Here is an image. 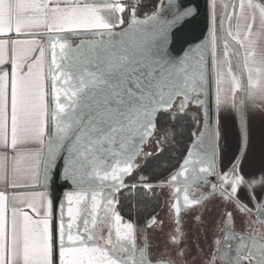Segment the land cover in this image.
<instances>
[{
    "label": "snow or ice",
    "instance_id": "6c2138e0",
    "mask_svg": "<svg viewBox=\"0 0 264 264\" xmlns=\"http://www.w3.org/2000/svg\"><path fill=\"white\" fill-rule=\"evenodd\" d=\"M26 2L33 16L22 26L23 30L0 32V56H8L0 60V175L7 182L5 188H0V264H109L108 260L97 258L95 252L87 251L93 246L92 241L81 249L86 235L96 239L87 228L93 205L99 201V215L105 204L118 203L115 196L125 188L134 192L141 186H153L140 169L153 155L160 156L165 151L171 125L178 116L188 115L189 104L201 107L203 127L198 135L193 134V143L179 170L170 175V182L175 185L184 177L187 188L189 182H208L212 176L209 148L214 143L219 151V116L213 130L205 99L206 78L198 64L200 46L189 49L182 57L169 59L170 53L161 41L141 45L126 40L136 26L155 17L139 20L134 9H119V0ZM124 11L130 14L128 25L116 32L113 29L124 24ZM190 14L191 10L184 13ZM7 37L16 39L9 41ZM75 41L79 43L74 44ZM9 45L19 48L14 61L7 53ZM234 113L238 147L229 167L220 173L221 188L225 189L223 199L234 201L237 212H250L239 195L242 188L259 219L264 220V172L247 180L242 175L250 134L242 108L234 104ZM162 116L168 120L164 126L160 125ZM193 119L199 121L200 117ZM157 131L159 137L155 136ZM153 138L158 141L159 151L145 153L142 146ZM109 156L115 162L106 165ZM141 160L143 165L137 163ZM9 167L19 177H31L32 182H8ZM57 173L77 188L98 185L101 190L82 193L85 200L91 201L87 206L79 197L57 204V197L49 193L51 220L47 222L38 218L34 203L25 200L18 207L12 199L26 188L48 189ZM106 186H111V191H104ZM175 211L178 214L179 207ZM74 212L77 218L73 224ZM112 215V223L118 218L119 225L109 233L111 260L116 264H148L142 249L137 259L134 232L131 241L124 235L132 223L123 222L115 209ZM227 215L234 220L231 212ZM133 228L132 224V231ZM46 232L50 235L46 236ZM77 236L79 240L75 239ZM240 242L243 246L244 238ZM221 246L225 248L227 264H241L243 253L233 254L229 236H225ZM117 251L122 255H114ZM205 261L215 264L211 254ZM258 264H264V248Z\"/></svg>",
    "mask_w": 264,
    "mask_h": 264
},
{
    "label": "crops",
    "instance_id": "0c3cea01",
    "mask_svg": "<svg viewBox=\"0 0 264 264\" xmlns=\"http://www.w3.org/2000/svg\"><path fill=\"white\" fill-rule=\"evenodd\" d=\"M229 1V0H228ZM134 0H119L117 7L121 10L130 8ZM212 2V0H211ZM236 2V3H235ZM234 9L230 6L220 7L218 13V29H212L213 20L211 19V35L216 42L215 50L212 53V71L214 76V109L215 123L219 116V151L216 149V169L221 173L229 167L233 156L237 152L238 134L236 131V116L234 113V104L242 108V115L246 116L250 134V143L248 154L245 156L242 165V175L249 179L253 175L258 176L264 172V3L261 0H235ZM212 7V6H211ZM114 19L113 14H109ZM121 15V14H117ZM123 20L125 25L129 17V11H124ZM33 13L26 0H0V32L23 30L32 19ZM123 25H117L120 28ZM9 41L16 37H7ZM19 48L9 45L7 53L14 61ZM8 56H0V60L7 59ZM2 79V77H0ZM31 149H26L30 151ZM8 182L16 184L31 183V177H19L9 167ZM210 185V184H209ZM221 185V182H220ZM5 182L0 175V188H5ZM207 189V186L203 187ZM230 192V188L227 189ZM164 196V216L165 211H170V198L174 192L167 188L161 190ZM205 192V191H204ZM224 188L214 192V195L208 197L200 208H194L183 214V226L190 229L191 237L187 239V251L190 255L207 254L212 249V235H216V227L225 216L218 208L223 202L229 203L223 199ZM241 199L245 201L247 207L251 209L250 213L255 214L256 208L247 200L244 190H239ZM171 196V197H170ZM175 197V196H174ZM12 199L17 201V206L22 207L21 201H27L28 204H35L37 216L39 219L51 220V200L49 192L46 189L33 190L23 189ZM169 201V202H168ZM233 203H229L227 213L233 210ZM3 206V200L0 198V208ZM30 215L35 214L24 206ZM166 212V213H167ZM232 212V213H233ZM172 212H170L171 215ZM168 215V214H167ZM239 215V214H237ZM172 223V224H171ZM166 224L162 220L163 227ZM193 225V227H192ZM232 226L241 228L240 221L237 218L232 220ZM151 228L149 229V231ZM150 238L161 241V248L164 249L162 255H171L172 242L169 236H156L151 231ZM164 233V232H163ZM50 233L46 232V236ZM202 249V251H201ZM157 255V252H153Z\"/></svg>",
    "mask_w": 264,
    "mask_h": 264
},
{
    "label": "water",
    "instance_id": "95a60500",
    "mask_svg": "<svg viewBox=\"0 0 264 264\" xmlns=\"http://www.w3.org/2000/svg\"><path fill=\"white\" fill-rule=\"evenodd\" d=\"M264 3V0H261ZM164 4L162 8L154 15V19H150L149 23L141 24L136 26L132 32L129 33L128 37L125 39L128 41H135L141 45H153L156 40L165 43V50L170 53L169 59H177L182 57L186 51L192 49L196 46H200V51L202 53V73H204V77L206 78V105L209 109L211 120H212V129H215V109H214V102H215V95H214V76L212 71V42L211 41V0H173V3H169L168 0L163 1ZM191 10L190 15H184L185 12ZM136 16V15H135ZM180 16L182 17L181 20L177 21L172 20L171 17ZM139 20H145L146 18L136 16ZM129 22V17L127 23L120 28L113 29L116 32L121 31L122 29L126 28ZM79 43V41H77ZM57 51H59L57 49ZM50 59V56H49ZM203 127V117L201 122V128ZM199 131V132H200ZM197 133V135L199 134ZM190 148V147H189ZM188 148V150H189ZM188 150L185 153L184 158L186 157ZM209 151L212 153L211 156V164H212V176L210 177L208 182H198L196 184H192L189 182V187H184V177L180 178V181H177V184H173L170 182V176L167 178L166 181H159L158 185H169L175 196H176V206L179 207V213L182 211L183 208H187L196 203L198 198L193 197L190 193L191 189L196 188L198 186L202 187L205 185H209L211 181L214 179V172L216 170V148L215 144L213 143ZM184 158L182 159L179 166L182 164ZM179 166L176 170L172 173L174 174L176 171L179 170ZM199 171V166H197V172ZM189 176H191V172H189ZM54 181V185L51 184L48 189L50 196L54 195L57 197V204H59L60 200H76L79 197L80 200L85 201V206L91 203L89 200H85V197L82 195L83 192H99L101 188L98 185L93 186L91 189L85 188H77L76 186L72 185L71 181H67L66 185H62L56 183ZM108 184V183H107ZM71 186V187H70ZM87 186V185H86ZM211 187V192L213 187ZM108 188H104V191L108 192L111 191V186H106ZM177 187H180L179 189ZM99 188V189H98ZM217 188V187H215ZM217 191H220L217 188ZM215 191V192H217ZM214 193V192H213ZM190 196H192L190 198ZM90 199V195H89ZM177 201L179 205H177ZM99 204V201L96 200L95 205L92 208V215L88 219L90 223L87 224V228H90L93 235L96 237L93 240L92 236L86 235L83 243L81 244V249H83L84 245L87 244L89 241H92L93 246L88 248L87 251L89 253L95 252L97 258H104L109 261V264H116L115 261L111 260L109 253H112V249L107 247L104 242L101 240V232L99 229L100 224V216H104V210L106 206H109L114 209L115 204L108 205L105 204L103 207L100 208L99 215L96 213V205ZM179 213L175 211L176 217L179 216ZM77 215L74 212L73 215V224ZM258 221L259 215L257 214ZM92 224H95V227H92ZM75 239L79 240L80 237L77 236ZM254 241V243H253ZM262 248H264V239H250L249 242H246L244 252L247 257H250L253 261L252 264H255L256 260L252 256L254 254L255 249L258 253H261ZM81 249H67L66 251H79ZM250 252L252 253L250 255ZM116 256H121L118 252L114 253ZM260 256V255H259Z\"/></svg>",
    "mask_w": 264,
    "mask_h": 264
},
{
    "label": "flooded vegetation",
    "instance_id": "af4514ba",
    "mask_svg": "<svg viewBox=\"0 0 264 264\" xmlns=\"http://www.w3.org/2000/svg\"><path fill=\"white\" fill-rule=\"evenodd\" d=\"M164 2L162 3V5H160V7L153 12L152 14H148L145 16H141L143 18L146 17H153L154 15H156V13L162 8ZM177 17L180 16H174L171 17L172 20H176ZM78 43L77 41L74 42ZM199 68L200 70L202 69V65H203V61H202V57L200 56L199 61ZM201 74L202 76H204V73H202L201 70ZM187 111L188 113H190V116H196V117H200V120L198 121V125L200 122V127L197 130V133L200 131L201 128V122H202V117H203V112L201 107H197L194 104H189L187 106ZM163 116L161 117L160 121L162 120ZM156 137H159V131H157L155 133ZM194 140V139H193ZM157 143L158 141L153 138L151 140H146L145 144L142 146V150L147 153H152L151 151V147L154 145L155 148L157 149ZM155 149V150H156ZM154 153V152H153ZM114 159L109 156L108 158H106V165L107 164H111L114 163ZM63 161H60V164L62 165ZM137 163L143 165V161H138ZM110 170V169H109ZM59 171V169H58ZM141 171V169H140ZM140 173H137V176ZM93 179L95 180V177H93ZM134 179V177L132 178ZM53 180H56V183L62 184V185H66L67 181H64L63 178H60L58 173L55 174L53 176V179L51 181V184H55ZM130 182V180H126V183ZM97 184H99L100 182L97 180L96 181ZM105 184L109 183V182H104ZM96 186V185H93ZM207 186V189H204L200 186L191 189V195H194L193 197L198 198V200L196 201L195 204L187 207V208H183L182 211H180L179 216L176 217L175 215V206H176V196L174 194V196H170V202L168 203L170 206V219L171 222H173V231L171 232L170 230L164 233L159 234V236H169L172 242V247H171V255H162L161 253L164 252L161 248V241H159V239L156 238V240L154 238H150V231L149 229L152 227H155L158 229H163L164 227L162 226L163 224L160 223V225L158 223L154 224L152 223L151 225H143V224H137L134 221L132 222L131 220L125 218L124 216H122L118 209H117V204L115 205L114 209L122 216L123 222L125 223H132L134 228L132 231V224H129L127 229L124 230V235L127 237V239L129 241H131L132 236H133V232L134 235L136 237V245H137V259L139 258V250H144L145 254H146V259L148 261V264H206L205 261V257H207L209 254L213 255V257L215 258V264H227V261L225 259V248L222 247L221 245L224 243V238L225 236H229V243L231 244L232 247V252L233 254L238 253V252H242L243 254L240 256V260H241V264H252L254 260H252L250 257H245L244 259L242 258L245 254L244 252V247L246 242H249L250 239L254 238V239H264V220L258 221L257 219V214L258 212L256 211L255 214L250 213V212H246L245 214H242L241 212H238L237 214H235V212L230 211L233 215L234 218H237V220L240 221V225L241 228L238 226L233 227L232 226V220L231 218H229V216L227 215V208L229 206V203H225L223 202L221 205V211L225 214V216L223 217L222 221H220L221 223L217 225L216 227V235H212L211 237V241H212V249L207 253V254H202V255H190L188 253V249H187V239L188 236L191 235V226L190 229L186 228L183 226V222H182V217L183 214H185L186 212L194 209V208H200L204 205L205 200L208 199V197L214 195L213 192H211V187L209 185H205ZM71 187V186H70ZM99 188H101V186H99ZM98 188V189H99ZM105 189L108 187H104ZM163 188H167L168 192L169 190H171V192L173 191L172 188L169 185H165L162 186ZM205 191V192H204ZM122 192V191H121ZM119 192L117 194V196H115V199H118L117 197L120 195ZM262 203H264V201H262ZM234 208V207H233ZM235 209V208H234ZM112 206H106L105 210H104V216L101 217L100 215V224H99V229L101 232V240L102 242H104V244L112 249V244L110 243V238H109V233L111 228L116 227L117 225H119V219L115 218V224L112 223L113 220V215H112ZM236 210V209H235ZM169 219V220H170ZM153 225V226H152ZM193 227V225H192ZM157 229V230H158ZM117 234H120V229L117 228ZM191 237V236H190ZM112 238L114 239V232L112 233ZM240 238H244V245H241L240 242ZM216 241H220V244H217ZM254 243V241H253ZM120 255H122V253H120L119 251H117ZM153 252H157V255L153 254ZM261 253H258V251L255 249L254 254L252 255L255 258V264H258V260L260 258Z\"/></svg>",
    "mask_w": 264,
    "mask_h": 264
},
{
    "label": "trees",
    "instance_id": "16d2710c",
    "mask_svg": "<svg viewBox=\"0 0 264 264\" xmlns=\"http://www.w3.org/2000/svg\"><path fill=\"white\" fill-rule=\"evenodd\" d=\"M164 0H134L131 10L134 9L136 16H145L155 12ZM194 116H178L169 130L168 141L165 151L160 156L153 155L147 166L141 168L152 187L143 186L133 190L125 188L118 198L117 209L125 218L137 224L148 225L152 218L162 208L164 196L161 192L163 185H158L159 181H166L167 178L176 170L185 156L186 151L192 145L194 133L197 135L199 128L198 121H194ZM168 124L167 117H163L160 125ZM174 129V138L172 130ZM160 136V132H159ZM159 151L158 143L155 154ZM131 193V194H130Z\"/></svg>",
    "mask_w": 264,
    "mask_h": 264
},
{
    "label": "rangeland",
    "instance_id": "374dc122",
    "mask_svg": "<svg viewBox=\"0 0 264 264\" xmlns=\"http://www.w3.org/2000/svg\"><path fill=\"white\" fill-rule=\"evenodd\" d=\"M234 1L235 0H212V2H211V4H212V7H211V19L213 20V26L211 27L212 29H218V24H219V20H218V13H220L219 12V8L221 7H224V6H226V7H228V6H230V10H233L234 9V4L236 3H234ZM139 17H141V16H139ZM215 41V39H214V36H213V30H212V35H211V41L210 42H212V53H213V51L215 50V47H216V45H215V43L216 42H214ZM199 127H200V122H199ZM199 129V128H198ZM152 151V153L155 151V146L153 145L151 148H150ZM191 194V193H190ZM192 196H194V195H192ZM192 196H190V198L192 197ZM165 203H163V205H164ZM162 205V208L161 209H159V211H158V213L155 215V217L154 218H152V220L149 222V224L151 225L152 223H154V224H156V223H158L159 225H160V223L162 222V220L164 219V222L166 223V224H168V223H171V217H170V211H165V214H164V216H162V213H164L163 211H164V206ZM221 205L222 204H220L219 206H218V208H221ZM167 212V213H166ZM168 214V215H167ZM170 219V220H169ZM172 224V223H171ZM153 226V225H152ZM163 226V225H162ZM158 227L159 226H157V228H155V227H152L151 228V232L154 234V235H158L159 236V234H161V233H163V232H167V231H169L170 229V231L172 232L173 231V229H172V227L173 226H171V228H170V224L167 226V225H165V228L166 229H168L167 231L163 228V229H158ZM158 229V230H157ZM159 232H161V233H159Z\"/></svg>",
    "mask_w": 264,
    "mask_h": 264
},
{
    "label": "built area",
    "instance_id": "2783aa9c",
    "mask_svg": "<svg viewBox=\"0 0 264 264\" xmlns=\"http://www.w3.org/2000/svg\"><path fill=\"white\" fill-rule=\"evenodd\" d=\"M220 182H221L220 172L216 169L214 172V179H213V181H211L210 185L220 189V186H221ZM245 257H247V256L244 255L242 258L244 259Z\"/></svg>",
    "mask_w": 264,
    "mask_h": 264
}]
</instances>
